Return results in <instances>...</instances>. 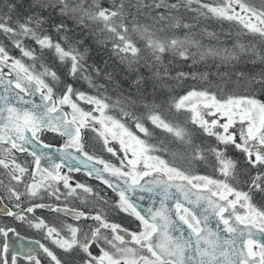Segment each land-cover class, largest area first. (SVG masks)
<instances>
[{
    "label": "snow or ice",
    "instance_id": "1",
    "mask_svg": "<svg viewBox=\"0 0 264 264\" xmlns=\"http://www.w3.org/2000/svg\"><path fill=\"white\" fill-rule=\"evenodd\" d=\"M0 214V264H264V0H0Z\"/></svg>",
    "mask_w": 264,
    "mask_h": 264
},
{
    "label": "flooded vegetation",
    "instance_id": "2",
    "mask_svg": "<svg viewBox=\"0 0 264 264\" xmlns=\"http://www.w3.org/2000/svg\"><path fill=\"white\" fill-rule=\"evenodd\" d=\"M71 175H73L75 177V179L78 181L85 182V183H88L91 185H97L98 184V182L96 180L85 176L82 172L81 173H72ZM109 195L113 196V194L110 191H109ZM28 215H31V214H28ZM35 216L44 217V218H48L49 220H51L53 218L54 214H51L46 210L38 209L35 213ZM0 224H13V220L11 217H7V216L0 214ZM14 226L17 227L21 237H23L22 240L17 242V250L18 251H20L19 244H25L28 247H31L38 252L40 251L39 246L37 244H35L34 241L39 240L41 243H44L46 245L49 244L48 241H46L42 238L41 233H39L35 229L29 228L26 224H20L19 222H15ZM10 236H11L12 240H16L15 235L10 234ZM25 253H26V249L21 251V256L18 259V264H27L26 260L23 258ZM40 258L42 260V264H50L49 259L47 257H45L42 252L40 254Z\"/></svg>",
    "mask_w": 264,
    "mask_h": 264
},
{
    "label": "trees",
    "instance_id": "3",
    "mask_svg": "<svg viewBox=\"0 0 264 264\" xmlns=\"http://www.w3.org/2000/svg\"><path fill=\"white\" fill-rule=\"evenodd\" d=\"M224 27H225V29H227V27H228L227 24H225ZM213 28H215L216 30H219V25L213 23L211 25L210 30H212ZM103 54H104L103 50H98L97 52H94V55H103Z\"/></svg>",
    "mask_w": 264,
    "mask_h": 264
},
{
    "label": "rangeland",
    "instance_id": "4",
    "mask_svg": "<svg viewBox=\"0 0 264 264\" xmlns=\"http://www.w3.org/2000/svg\"><path fill=\"white\" fill-rule=\"evenodd\" d=\"M106 159H114L110 156V154H107V153H102Z\"/></svg>",
    "mask_w": 264,
    "mask_h": 264
}]
</instances>
